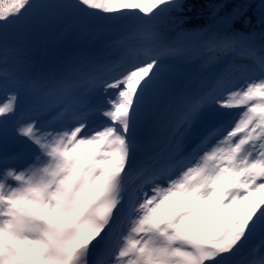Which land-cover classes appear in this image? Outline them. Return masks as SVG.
<instances>
[{
  "label": "snow or ice",
  "instance_id": "1",
  "mask_svg": "<svg viewBox=\"0 0 264 264\" xmlns=\"http://www.w3.org/2000/svg\"><path fill=\"white\" fill-rule=\"evenodd\" d=\"M0 264H264V0H0Z\"/></svg>",
  "mask_w": 264,
  "mask_h": 264
},
{
  "label": "rangeland",
  "instance_id": "2",
  "mask_svg": "<svg viewBox=\"0 0 264 264\" xmlns=\"http://www.w3.org/2000/svg\"><path fill=\"white\" fill-rule=\"evenodd\" d=\"M4 99V97L2 95H0V101H2Z\"/></svg>",
  "mask_w": 264,
  "mask_h": 264
}]
</instances>
